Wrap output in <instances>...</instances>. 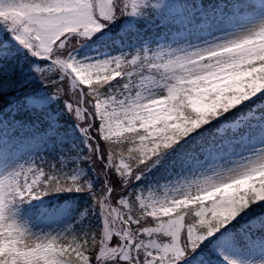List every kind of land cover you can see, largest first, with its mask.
Listing matches in <instances>:
<instances>
[{
	"label": "snow or ice",
	"instance_id": "obj_1",
	"mask_svg": "<svg viewBox=\"0 0 264 264\" xmlns=\"http://www.w3.org/2000/svg\"><path fill=\"white\" fill-rule=\"evenodd\" d=\"M0 264H264V0H0Z\"/></svg>",
	"mask_w": 264,
	"mask_h": 264
},
{
	"label": "trees",
	"instance_id": "obj_2",
	"mask_svg": "<svg viewBox=\"0 0 264 264\" xmlns=\"http://www.w3.org/2000/svg\"><path fill=\"white\" fill-rule=\"evenodd\" d=\"M79 194H71V193H60V194H55L53 197L49 198V202L51 203L53 200L59 203H63V199L70 200L72 202L77 201V196ZM63 197V199H61Z\"/></svg>",
	"mask_w": 264,
	"mask_h": 264
}]
</instances>
